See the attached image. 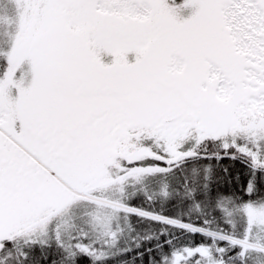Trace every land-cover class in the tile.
I'll use <instances>...</instances> for the list:
<instances>
[{
    "label": "snow or ice",
    "instance_id": "6c2138e0",
    "mask_svg": "<svg viewBox=\"0 0 264 264\" xmlns=\"http://www.w3.org/2000/svg\"><path fill=\"white\" fill-rule=\"evenodd\" d=\"M85 261L264 264V0H0V264Z\"/></svg>",
    "mask_w": 264,
    "mask_h": 264
},
{
    "label": "trees",
    "instance_id": "16d2710c",
    "mask_svg": "<svg viewBox=\"0 0 264 264\" xmlns=\"http://www.w3.org/2000/svg\"><path fill=\"white\" fill-rule=\"evenodd\" d=\"M222 163L228 164L230 163L229 161H223ZM241 168V166L239 164L235 165V169L233 170V172L235 173V170H239ZM241 179L243 180L244 177L242 176ZM85 264H87V262L85 261Z\"/></svg>",
    "mask_w": 264,
    "mask_h": 264
}]
</instances>
